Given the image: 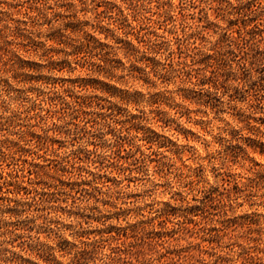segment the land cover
<instances>
[{
	"label": "clouds",
	"instance_id": "1",
	"mask_svg": "<svg viewBox=\"0 0 264 264\" xmlns=\"http://www.w3.org/2000/svg\"><path fill=\"white\" fill-rule=\"evenodd\" d=\"M0 264H264V0H0Z\"/></svg>",
	"mask_w": 264,
	"mask_h": 264
}]
</instances>
